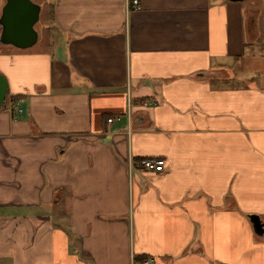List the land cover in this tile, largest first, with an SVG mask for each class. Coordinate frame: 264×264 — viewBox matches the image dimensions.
Listing matches in <instances>:
<instances>
[{"label":"crops","instance_id":"crops-1","mask_svg":"<svg viewBox=\"0 0 264 264\" xmlns=\"http://www.w3.org/2000/svg\"><path fill=\"white\" fill-rule=\"evenodd\" d=\"M129 1L0 43V264H264V0Z\"/></svg>","mask_w":264,"mask_h":264},{"label":"water","instance_id":"water-1","mask_svg":"<svg viewBox=\"0 0 264 264\" xmlns=\"http://www.w3.org/2000/svg\"><path fill=\"white\" fill-rule=\"evenodd\" d=\"M243 1V0H232ZM41 6L33 0H5L0 13V43L26 48L35 44L39 32L35 25L39 21ZM8 96V81L0 72V110ZM255 232L263 235V223L256 214L250 216Z\"/></svg>","mask_w":264,"mask_h":264},{"label":"built area","instance_id":"built-area-1","mask_svg":"<svg viewBox=\"0 0 264 264\" xmlns=\"http://www.w3.org/2000/svg\"><path fill=\"white\" fill-rule=\"evenodd\" d=\"M128 5H129L128 9L132 5L139 6L140 0H130L128 2ZM11 106H12L13 110H16L17 112L22 113L23 108L20 106L19 101L12 102ZM112 121H113V118L108 119V122L111 123ZM135 164L144 170L153 171V172H160V171L164 170L165 159L160 158V157H143V158H140L139 160H133L130 158V160H129L130 168H132L133 165H135ZM154 262H155V258L149 257V258L142 260L141 264H153Z\"/></svg>","mask_w":264,"mask_h":264},{"label":"rangeland","instance_id":"rangeland-1","mask_svg":"<svg viewBox=\"0 0 264 264\" xmlns=\"http://www.w3.org/2000/svg\"><path fill=\"white\" fill-rule=\"evenodd\" d=\"M1 1H3V0H1ZM36 1H38V3H40L41 5H42V7H43V9L44 10H46V7H45V3L48 1V0H36ZM44 3V4H43ZM1 51H3V49H1V46H0V52ZM239 64H241V63H239ZM255 72V71H254Z\"/></svg>","mask_w":264,"mask_h":264}]
</instances>
